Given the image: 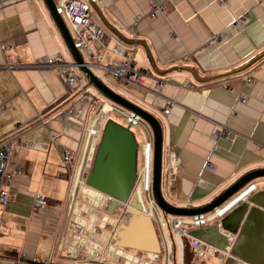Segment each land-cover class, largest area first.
I'll list each match as a JSON object with an SVG mask.
<instances>
[{
    "label": "crops",
    "instance_id": "1",
    "mask_svg": "<svg viewBox=\"0 0 264 264\" xmlns=\"http://www.w3.org/2000/svg\"><path fill=\"white\" fill-rule=\"evenodd\" d=\"M83 1L104 31V43L89 42L100 63L120 64L123 57L112 48L133 47L135 66L151 72L137 85L90 68L159 120L161 191L169 203L202 206L245 173L264 168V0ZM151 2L164 5L153 17ZM243 14L244 24L233 28ZM57 54L74 63L43 0H0V142L17 139L7 165L11 197L0 205V264H264V176L250 181L256 188L246 207L240 202L221 223L187 227L199 229L193 237L203 247L229 255L220 258L208 248L196 253L188 236L178 242L145 205L135 214L129 209L142 144L153 137L149 125L129 126L119 106L104 112L67 87L55 68L33 65ZM252 60L241 72L212 78ZM13 64L21 65L6 66ZM91 93L101 96L92 87ZM109 122L129 126L132 142L106 129ZM91 123L99 126L94 137L86 133ZM220 128L228 133L215 137ZM64 150L74 158L70 181ZM34 193L45 197L43 206H34Z\"/></svg>",
    "mask_w": 264,
    "mask_h": 264
},
{
    "label": "built area",
    "instance_id": "2",
    "mask_svg": "<svg viewBox=\"0 0 264 264\" xmlns=\"http://www.w3.org/2000/svg\"><path fill=\"white\" fill-rule=\"evenodd\" d=\"M95 1V0H91ZM225 2L226 0H221ZM164 9V5L152 3L150 4V8L148 11V16L153 17L157 12H161ZM56 12L58 14L65 15L70 23L72 29V39L74 46L80 49L85 55V65L86 66H95L101 70L102 73L108 74L114 80H121L131 84H142V77L146 74L151 73L149 70H143L139 67H136L134 64V48L127 47L122 48L120 46H115L112 48L114 52L119 53L123 60L120 64L107 63L102 64L99 61L100 55L99 53H92L89 42L90 40H98L101 43H104L105 35L103 29L97 25L90 17L89 4L87 1L83 0H60L56 5ZM246 15L243 14L238 16L232 26L235 29L241 27L245 22ZM6 46H2V49H5ZM87 56V60H86ZM11 60H15L14 57H10ZM14 65L21 64H13L6 65L8 67H12ZM34 66L36 67H52L57 70L60 74L62 82L69 88H76L79 92V97L85 98L88 102L95 104L97 107L101 108L104 112H109L111 110L117 109L115 105L109 100L102 98L97 95H93L91 93V84L85 79L83 73L77 72L73 67L76 64L69 63L66 61L63 55L57 54L54 56H46L44 58L35 60ZM251 81V77L248 76L246 79V83ZM106 100V101H105ZM237 100L239 102L245 101V96L242 93H239L237 96ZM171 102L167 106H170ZM118 110V109H117ZM168 111V107L164 109V112ZM125 120L128 125L133 126L141 123V118L138 115H135L131 111L124 110ZM98 116L96 115L95 119ZM86 133L88 136L94 137L99 133V126L91 123V125L86 126ZM227 130L225 128H220L217 130L214 135L225 136L227 134ZM52 139L55 138L56 134L54 131H50ZM17 142V139L14 137L6 138L5 140L0 142V205L6 203L11 197L10 187L13 180V174L8 171V158L11 152L13 145ZM152 149L153 143L152 140H145L142 144V155H143V166L141 168L139 185L137 186V192L140 195V198L143 194H146V200L149 204V213L157 217L160 223L163 221L167 222V226L169 230L171 229L173 233V237L180 242L181 238L185 235L190 238L191 246L195 249L196 253L201 252L204 253L208 248L209 254H215L217 257L223 258L227 255L228 249H218L214 246L203 247L205 244L203 241L199 240L196 237H193L187 231L188 226L192 227H200L207 224L211 220H219L223 217L228 211H230L234 206H236L241 200L246 198L250 193L256 188L255 182H249L245 186H243L240 190L232 194L230 197L225 199L219 205L215 206L210 211L200 214L194 215H172V214H164L155 204L154 199L151 194V161H152ZM61 159L63 166L66 169L64 175H66L67 179L70 181L72 178L71 169H72V161L74 160L72 154L69 151L61 152ZM207 168H212V164L207 161ZM144 196V195H143ZM33 204L35 207H40L45 204V197L39 193L33 194ZM83 228L75 227L74 231L81 233ZM172 238V237H171ZM172 245L173 240H166L167 244V257L168 259H172L173 254L170 246ZM100 261H105L104 257L97 258ZM14 264H22V260H15Z\"/></svg>",
    "mask_w": 264,
    "mask_h": 264
},
{
    "label": "water",
    "instance_id": "3",
    "mask_svg": "<svg viewBox=\"0 0 264 264\" xmlns=\"http://www.w3.org/2000/svg\"><path fill=\"white\" fill-rule=\"evenodd\" d=\"M49 10L57 28L59 29L68 49L73 57L74 63L77 65L78 69L84 73L87 78L88 82L93 86V88L102 96L109 99L110 101L114 102L121 108L133 112L135 115H138L142 120H144L152 131L153 136V149H152V164H151V193L156 205L162 210V212L173 214V215H194L205 213L215 206L219 205L225 199L230 197L234 194L238 189L244 186L250 180L264 176V168H259L255 170H251L237 180H235L232 184H230L227 188H225L218 196L213 198L210 202L197 207H187V206H176L169 203L163 196L161 191V169H162V128L159 120L150 112L146 111L145 109L141 108L140 106L134 104L133 102L127 100L110 87H108L102 80L90 69V67L86 66L84 63V59L82 56V52L74 46L72 35L70 34L69 29L67 28L66 24L64 23L61 14L56 12V4L54 0H43ZM249 61L242 67L235 69L233 71L225 72L222 74H217L212 78H220L225 75L241 72L246 69L252 62ZM106 129L113 130L117 132L119 135L124 136L132 142V134L129 132V126L125 128H121L118 125L114 124L113 122H109L106 126ZM242 201V204L246 207L248 204ZM130 206L129 209H134V214L138 210H142L143 206L139 199V195L137 192H134L132 198L129 202ZM241 205L236 206L233 208L236 210ZM232 209V210H233ZM240 216L243 213L242 210L238 211ZM222 220L220 221V223ZM199 229H193L189 234L195 236Z\"/></svg>",
    "mask_w": 264,
    "mask_h": 264
},
{
    "label": "rangeland",
    "instance_id": "4",
    "mask_svg": "<svg viewBox=\"0 0 264 264\" xmlns=\"http://www.w3.org/2000/svg\"><path fill=\"white\" fill-rule=\"evenodd\" d=\"M137 188V186L135 187V189ZM144 195V196H143ZM142 197H143V202H144V205L145 207L149 210V204L146 200V194H143Z\"/></svg>",
    "mask_w": 264,
    "mask_h": 264
},
{
    "label": "trees",
    "instance_id": "5",
    "mask_svg": "<svg viewBox=\"0 0 264 264\" xmlns=\"http://www.w3.org/2000/svg\"><path fill=\"white\" fill-rule=\"evenodd\" d=\"M193 252V251H192Z\"/></svg>",
    "mask_w": 264,
    "mask_h": 264
}]
</instances>
